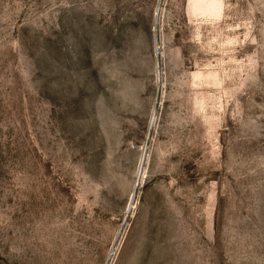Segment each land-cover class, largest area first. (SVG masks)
<instances>
[{"label": "rangeland", "instance_id": "374dc122", "mask_svg": "<svg viewBox=\"0 0 264 264\" xmlns=\"http://www.w3.org/2000/svg\"><path fill=\"white\" fill-rule=\"evenodd\" d=\"M0 264H264V0H0Z\"/></svg>", "mask_w": 264, "mask_h": 264}]
</instances>
